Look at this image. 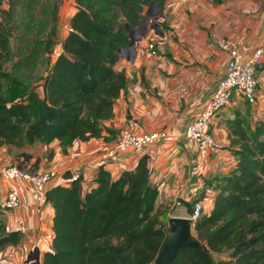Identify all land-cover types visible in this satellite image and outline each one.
<instances>
[{
	"label": "trees",
	"instance_id": "16d2710c",
	"mask_svg": "<svg viewBox=\"0 0 264 264\" xmlns=\"http://www.w3.org/2000/svg\"><path fill=\"white\" fill-rule=\"evenodd\" d=\"M59 2L0 0V71L6 61L16 69L38 64L42 53L37 11L40 4L55 5L58 14ZM165 2L74 0L72 29L65 33L62 51L49 72L40 78L42 96L31 88L22 99L8 102L0 90V148L57 141L67 153L74 141L100 137L104 130L116 140L119 129L116 133L103 123L113 117L126 84L123 70L115 68L120 50L130 43L126 24L136 28L146 9H162ZM228 124L230 146L237 147L232 150L235 165L222 178L212 209L203 211L193 226L207 249L183 247L169 264H263L264 119L250 128L238 114ZM31 158L19 152L17 167L25 170ZM148 158L143 154L132 169L115 177L99 165L85 191L81 175L68 185L47 189L53 238L43 264H152L167 225L159 219L165 209L154 204L158 186L151 182ZM36 165L37 160L26 170L34 172ZM201 200L198 196L188 203L189 215L193 203ZM3 213L0 208V216ZM21 238L19 230L6 231L0 218V252ZM224 249L231 250V258L216 262L213 252Z\"/></svg>",
	"mask_w": 264,
	"mask_h": 264
},
{
	"label": "crops",
	"instance_id": "0c3cea01",
	"mask_svg": "<svg viewBox=\"0 0 264 264\" xmlns=\"http://www.w3.org/2000/svg\"><path fill=\"white\" fill-rule=\"evenodd\" d=\"M59 6L62 47L75 13L74 0H60ZM150 9H146V24L149 26V18L154 17L159 29L138 31L141 40L121 50L115 68L123 70L126 84L114 105L113 117L103 124L117 133L131 115L138 120L140 132H165L172 139H160L149 147L151 153L148 147L132 146L115 158H107L102 147L111 146L115 135L104 130L100 137L74 141L67 153L57 141L47 146L34 143L24 151L32 155L29 164L37 160L36 172H55L48 188L68 185L74 176L81 175L83 191L92 186L99 165L115 177L132 169L147 154L151 182L158 186L154 204L165 209L159 219L168 226L169 217H189L187 205L195 197L202 196L205 212L212 209L222 178L236 162L232 150L237 147L230 146L229 121L239 114L251 128L264 119L263 57L257 72L256 102L250 104L235 92L232 103L212 118L211 134L221 149L203 156L196 143L185 138L188 123L196 118L224 73L227 55L218 49L216 40L243 35L238 51L243 58L250 57L264 39V0H166L162 9L155 8V15ZM148 42L154 44L155 56L148 57ZM16 154L7 146L1 147L0 165L16 164ZM68 172L71 178L66 176ZM11 187L19 192V205L4 210L0 218L6 231L19 230L22 238L0 252V262L43 264L44 253L52 248L53 209L45 199H32L33 189L26 181L11 183L0 178V199Z\"/></svg>",
	"mask_w": 264,
	"mask_h": 264
},
{
	"label": "built area",
	"instance_id": "2783aa9c",
	"mask_svg": "<svg viewBox=\"0 0 264 264\" xmlns=\"http://www.w3.org/2000/svg\"><path fill=\"white\" fill-rule=\"evenodd\" d=\"M150 24H154V17L149 18ZM67 26V30H71ZM245 37L238 35L233 39L219 38L216 46L227 55V61L223 76L218 80L213 93L205 100L201 111L195 119L188 123L185 131V138L196 143L200 155L206 156L209 151L221 149V143L211 134L212 118L223 108L232 103L233 95L238 92L248 103L256 102V90L258 79L256 76L257 65L264 57V39L248 58H243L238 51L243 44ZM147 55H156V50L152 42L147 44ZM172 139V136L165 132L143 133L139 131V122L135 117H130L125 124L119 128L116 140L111 146L104 145L102 154L107 158H115L119 153L128 147H150L160 139ZM148 149V153H151ZM55 172H30L20 169L16 164L0 165V177L11 183L26 181L33 189L32 199L38 201L45 199L49 180L54 177ZM78 175L74 176L77 177ZM19 192L14 188H9L0 199V208L3 210H14L19 205ZM204 206L201 201L193 203L189 217L195 221L201 217ZM20 223V221H18Z\"/></svg>",
	"mask_w": 264,
	"mask_h": 264
},
{
	"label": "rangeland",
	"instance_id": "374dc122",
	"mask_svg": "<svg viewBox=\"0 0 264 264\" xmlns=\"http://www.w3.org/2000/svg\"><path fill=\"white\" fill-rule=\"evenodd\" d=\"M149 13L155 15L156 9L151 8ZM144 14L145 18L147 13ZM37 15L39 18L38 26L40 29L38 37L42 53L41 60L35 67L30 69H16L12 67V61H6L1 65L0 90L8 102H14L22 99L26 92L31 88H34L35 91L42 96V81L40 78L49 72L50 67L55 62L58 54L61 52L62 47L60 41L64 30L61 27L62 21L60 17V6L58 5V14H56L55 5L49 7L45 4H40ZM57 44L59 46H57ZM56 50L58 51L56 52ZM7 147L11 154H18L19 152L24 151V148L20 149L11 145ZM15 162L17 166L18 163L17 161ZM194 223L195 221H193L192 224L193 234H195L193 230ZM230 254L231 250L224 249L221 252H213V258L216 262L225 261L231 258ZM262 262L264 264V261Z\"/></svg>",
	"mask_w": 264,
	"mask_h": 264
},
{
	"label": "water",
	"instance_id": "95a60500",
	"mask_svg": "<svg viewBox=\"0 0 264 264\" xmlns=\"http://www.w3.org/2000/svg\"><path fill=\"white\" fill-rule=\"evenodd\" d=\"M128 35L130 38L129 46H133L136 42L141 40L142 36H137L138 31H147L148 28L153 27L158 30L159 25L157 23L146 25V20L143 19L136 28L129 27L126 24ZM126 48V47H125ZM122 50V49H121ZM120 50V52H121ZM62 51V48H61ZM60 54V53H59ZM58 54V55H59ZM68 178H71V173L66 174ZM193 221L190 217H169L168 226L165 230L164 243L156 255L152 264H169L171 263L178 251L183 247L198 248L206 250L207 246L204 242L200 241L192 232Z\"/></svg>",
	"mask_w": 264,
	"mask_h": 264
}]
</instances>
